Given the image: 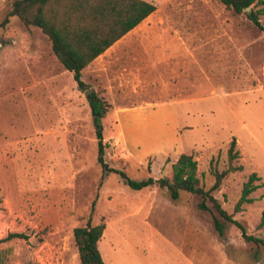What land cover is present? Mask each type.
Returning <instances> with one entry per match:
<instances>
[{
    "label": "rangeland",
    "instance_id": "obj_1",
    "mask_svg": "<svg viewBox=\"0 0 264 264\" xmlns=\"http://www.w3.org/2000/svg\"><path fill=\"white\" fill-rule=\"evenodd\" d=\"M14 1L0 0V23ZM144 1L156 7L138 30L144 41L84 77L109 105L105 161L131 179H158L191 155L208 190L234 139L242 170L212 196L264 241V31L220 0ZM87 96L40 29L16 17L0 28V239L28 237L0 243V264H80L73 230L88 221L105 226V264H264V246L245 242L211 202L201 210L198 195L171 200L166 189L133 191L104 174ZM252 173L253 202L234 212Z\"/></svg>",
    "mask_w": 264,
    "mask_h": 264
},
{
    "label": "trees",
    "instance_id": "obj_2",
    "mask_svg": "<svg viewBox=\"0 0 264 264\" xmlns=\"http://www.w3.org/2000/svg\"><path fill=\"white\" fill-rule=\"evenodd\" d=\"M220 2L237 15L245 14L255 28L264 31L259 19L264 15V0H220ZM247 8H250L249 11L246 10ZM155 10L156 7L152 3L144 0H16L7 17L0 23V28L8 24L10 17H16L24 26L40 29L48 38L55 58L71 73L78 90L86 92V84L81 80L82 70ZM87 99L97 140V163L104 174L112 173L119 176L123 184L133 191H141L153 186L166 189L171 200H177L181 192L198 195L201 197L199 209L209 211L206 201L211 202L212 209L225 222L234 224L240 230L245 242L264 246L262 239L248 235L242 224L235 221L233 215L228 214L212 196V192L220 188L226 176L242 170V166L232 165V162L239 158L234 139L231 140L227 151L228 168L221 172L213 171L215 181L208 190L200 186L196 161L191 155L186 154L180 155L172 165L171 178L147 177L134 180L124 171L110 167L105 161L107 145L103 142L102 119L108 112L109 105L95 94H89ZM257 181L259 177L256 173L249 175L242 187L234 212L240 211L243 204L253 202L249 196L258 188ZM263 223L264 215L260 225ZM214 227L218 235L223 236L224 225L217 218L214 219ZM104 229L103 224L92 225L88 221L84 226L73 230L80 264H105L98 249V242ZM27 239L24 233L14 232L0 239V243Z\"/></svg>",
    "mask_w": 264,
    "mask_h": 264
},
{
    "label": "crops",
    "instance_id": "obj_3",
    "mask_svg": "<svg viewBox=\"0 0 264 264\" xmlns=\"http://www.w3.org/2000/svg\"><path fill=\"white\" fill-rule=\"evenodd\" d=\"M155 12V11H154ZM153 12V13H154ZM152 13V14H153ZM151 14V15H152ZM150 15V16H151ZM148 16L145 20H143L139 25H137L135 28H133L131 31H129L126 35H124L121 39L116 41L112 46H110L103 54L99 55L95 60H93L86 68L82 70V76L81 80L85 82V76H89L88 74L95 75L94 68L97 66L98 61L105 58L106 56H109L113 59V57H122L125 53L127 54L129 52V47L133 41L143 42L144 39L141 35L138 34V30L142 29V26L146 23ZM93 72V73H92ZM92 90V89H90Z\"/></svg>",
    "mask_w": 264,
    "mask_h": 264
},
{
    "label": "water",
    "instance_id": "obj_4",
    "mask_svg": "<svg viewBox=\"0 0 264 264\" xmlns=\"http://www.w3.org/2000/svg\"><path fill=\"white\" fill-rule=\"evenodd\" d=\"M250 8H247L246 10H249ZM92 92V90H88V91H86L85 92V95L87 96L89 93H91Z\"/></svg>",
    "mask_w": 264,
    "mask_h": 264
}]
</instances>
